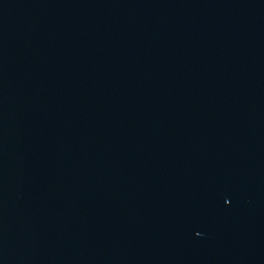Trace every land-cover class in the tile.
Listing matches in <instances>:
<instances>
[{
	"label": "water",
	"instance_id": "1",
	"mask_svg": "<svg viewBox=\"0 0 264 264\" xmlns=\"http://www.w3.org/2000/svg\"><path fill=\"white\" fill-rule=\"evenodd\" d=\"M0 264H264V0H0Z\"/></svg>",
	"mask_w": 264,
	"mask_h": 264
}]
</instances>
